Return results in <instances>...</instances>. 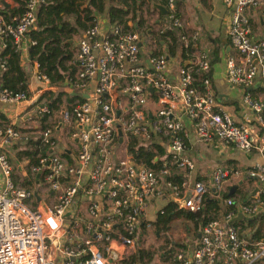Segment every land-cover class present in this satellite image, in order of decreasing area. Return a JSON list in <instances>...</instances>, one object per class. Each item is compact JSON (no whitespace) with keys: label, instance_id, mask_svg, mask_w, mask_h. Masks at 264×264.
I'll return each mask as SVG.
<instances>
[{"label":"built area","instance_id":"1","mask_svg":"<svg viewBox=\"0 0 264 264\" xmlns=\"http://www.w3.org/2000/svg\"><path fill=\"white\" fill-rule=\"evenodd\" d=\"M43 1L25 0L21 11L9 13L4 8L8 6L6 0H0V72L7 66L8 46L21 54L35 42L28 31L36 27V12ZM14 2L15 7L18 3ZM222 3L228 14L227 37L242 57L241 62L231 56L226 59L227 80L243 87L259 80L264 88V38L251 36L245 14L250 6L264 7V0ZM166 5L169 26L179 29L182 21L175 0H166ZM142 35L138 28H124L109 23L106 16L96 15L78 40L77 69L69 80L70 88L81 99L62 108L54 126L38 129L41 117L50 113L49 106L37 100L39 94L33 97L24 90L0 85V101L15 108L6 115L7 123L0 125V264H54L49 254L52 245L59 248L61 264H75L78 258H82L81 264H118L138 248L142 228L152 221L148 209L152 200L180 198L189 192L182 208L197 212L212 191L230 208L204 222L192 250H176L174 263L264 261V236L250 241L231 222L236 216V202L233 197H223L221 191L232 171L214 168L211 186L188 176H172L179 170L189 175L195 165L185 154L184 115L201 141L218 139L242 150L263 152L264 98L245 90L242 104L255 112L256 121L234 119L212 90L207 52L190 50L198 31L190 34L179 30L178 41L186 49L187 62L180 57L176 81L168 75L171 56L146 51ZM35 75L46 89L52 88L48 76L38 72L37 66ZM58 121L68 130L65 148L60 151L56 149ZM30 123L35 128L24 127ZM22 128L38 131L46 146L31 171L42 173L37 184L45 183L56 192L55 201L49 205L36 197L32 206L37 190L16 184L13 179L8 153L13 152L16 142L30 136ZM130 137L140 142L164 140L170 163L154 169L137 161L127 151ZM75 141L73 161H66L61 150L67 151ZM249 175L257 179L260 196L240 207L252 214L264 206V162L253 165ZM111 250L117 253L115 259L109 255Z\"/></svg>","mask_w":264,"mask_h":264},{"label":"crops","instance_id":"2","mask_svg":"<svg viewBox=\"0 0 264 264\" xmlns=\"http://www.w3.org/2000/svg\"><path fill=\"white\" fill-rule=\"evenodd\" d=\"M154 2L161 3L166 7V0L153 1V6L156 8L153 10L157 14L156 18L154 19V22L158 26L157 31L159 29L163 30L164 27L170 25L166 20L167 12L165 14L162 13L161 9L158 8L154 4ZM5 3L8 6H12L15 2L13 0H6ZM175 5L177 8V14L182 21V26L179 28V30L190 34L193 31L199 32L198 39L196 41V50H194H203L207 52V58L210 64V68L207 74L211 79V87L213 92L216 94L217 99L227 110L232 113L234 119L239 121L244 120L245 118H249L252 122L256 121L255 112L251 108L243 105L241 99L245 90H249L251 95L254 97L264 98V88H262V86L260 85L259 80L247 86L246 88L240 84H230L226 77V59L231 56L236 61L241 62L242 57L227 37L226 28L228 14L226 12L224 4L222 3V0H175ZM263 8V6L258 5L250 6L245 9V14L247 15L250 23L251 36L253 38H264V14L262 13ZM82 32L75 33L76 35H79L78 40L82 35ZM78 40L74 42V46L76 45V50ZM70 41H73V38ZM161 43V49L163 50L162 52L166 53L164 51V49H166V44L163 43V40H161ZM153 49L154 48L145 50L151 52V50ZM215 50L218 51V57L216 59L213 58ZM170 56L171 59L168 67V75L171 80L176 81L178 78L177 70L180 64L179 61H181L179 50L177 54ZM182 62H187V60L184 59L182 60ZM20 64L24 66L29 76L31 74L28 72V65H30L32 69L33 75L28 78L29 94L33 97L37 96L38 94L40 95L42 93V90H45L46 87L44 86L43 82L39 80L40 82L38 83L35 79L36 66L29 57L28 48L26 51L21 52ZM40 83L41 86H37ZM51 89L62 90L65 92L61 96L62 102L59 109L55 110L49 117L57 120L60 117L61 109L73 102L69 101V97L66 95V92H71L77 95V91L74 90L73 87L70 88L69 81H67L66 84L62 86H52ZM5 110L7 111V113L5 112ZM14 110L15 108L13 105L5 104L0 101V112L4 111L5 113H3L5 114V116H10ZM179 110L180 112H182L181 107L179 108ZM183 120L185 123L186 132V135L184 137L186 142L185 154L193 159L195 165L194 169L189 173V175L187 173L184 174L183 170H179L176 174H178L179 177L185 178L188 176L191 179L202 180L204 183H207L211 186V173L214 168L224 167L232 171V173H230L228 178L225 180L221 193H233L231 197H233L236 202V204L234 205V207L236 208V216L233 217V219L237 220L236 226L238 229L242 230L243 236H245L246 234L251 235L253 232H255V230H258L256 234L258 237L264 235V206L259 207L258 210L256 212H253L252 214L243 212L240 207L242 203H250L254 199H256V197L260 196L259 183L257 179L249 175V169L257 163L264 162V151L259 152L255 149L242 150L235 147L231 143L219 141L218 139H213L208 142L201 141L196 137L192 122H190L185 115L183 116ZM29 126L35 128L34 123H30L24 127L27 128ZM26 128L22 129L27 131L28 129ZM55 133L59 140L56 149L60 151V149L65 148V144L61 145L60 142L65 143L67 141L68 130L64 123L58 121ZM162 144H165L166 150L169 152L167 143H163L162 141ZM76 147V141L72 143L70 142V148H67L68 150L66 151L70 155L68 156L70 158L63 156V158L65 157L64 159L66 161L72 159L75 154L74 151L77 149ZM23 170L24 169H22V173ZM37 195L39 196V202H44L48 205L53 203L56 199V192L49 190L46 186H42L41 192H39ZM206 198H216L219 201V214L224 212V210H226L227 208L229 209V205L223 202L221 197L219 198L215 196L213 194V191L208 193L205 199ZM170 199V197L166 196L164 198L157 197L156 199L152 200L148 208L149 215L152 220L156 218L159 210L163 208V206L167 204ZM208 200L209 199H207V201ZM173 211L174 210H172L171 212L173 213ZM152 215L154 217H152ZM170 222H173V224L180 223V225L183 226L181 229H175L173 232L174 235L179 234L181 240H179V242H176L177 240L172 241L174 243H180L179 247H181L183 250L191 251L199 237L201 225L197 224L192 219L179 215L172 217ZM167 229H170L169 225L167 226ZM142 240L143 234L139 240V245ZM49 254L54 258V264L62 263V257L60 255L59 248L56 245L50 246ZM149 264H152V262L149 261Z\"/></svg>","mask_w":264,"mask_h":264},{"label":"trees","instance_id":"3","mask_svg":"<svg viewBox=\"0 0 264 264\" xmlns=\"http://www.w3.org/2000/svg\"><path fill=\"white\" fill-rule=\"evenodd\" d=\"M18 4L14 6H4L9 13L21 11L25 0H15ZM156 9L153 6L152 0H44L38 7L36 12V27L28 31V37L34 39L35 42L28 47V54L33 63L37 64V71L45 73L49 78L51 86H62L69 81L77 69L75 57V46L73 38L75 33H80L85 30L94 21L97 14L105 11V16L109 23H119L124 28H136L128 22L131 20L136 23L137 28L142 34H150V24H145L143 10L152 11ZM179 29L177 27L166 26L163 30H158L155 34L154 43L156 47L151 50V53L158 54L162 52L163 43L166 44L165 52L168 55L177 54L178 50L180 57L184 60L186 49L178 42ZM196 49V43L192 44L190 50ZM9 55L7 57V66L1 71V86L9 87L14 90H24L29 93L28 78L29 75L24 66L20 64V52L8 46L5 50ZM218 57V51H214V59ZM199 83V82H198ZM200 86V83L198 84ZM247 88V87H246ZM62 90L45 89L38 97V101L47 104L50 108V113L41 117L38 124V129L48 126L50 123L49 117L55 110H58L62 102ZM69 101L81 99L71 92H66ZM7 117L3 112H0V125L7 123ZM40 134L37 136H29L25 140L16 142L12 151L16 149V156L26 160L27 172L22 173V165L15 164L13 166L12 176L16 184L24 185L30 188H35L37 192H41L42 186L37 184L42 180V173L31 171V166L38 162V153L43 152L46 148L41 143ZM163 143L164 140H162ZM157 138L150 141L140 142L134 137L129 138L127 151L137 160L141 161L149 167L157 169L163 165H168L171 160L170 153L166 150L165 144ZM18 144H21L18 146ZM11 153H8V159ZM62 155L70 158L66 151H62ZM11 161V160H10ZM69 159V162H72ZM24 169V168H23ZM22 173V174H21ZM172 176L180 178L178 174L172 173ZM233 193H222L223 197H231ZM37 195L31 202L35 206ZM205 200V199H204ZM219 201L216 198L204 201V206L201 210L194 212L184 208H177L173 200H169L167 204L159 210L153 223L156 228L160 229L168 225L171 218L174 216H184L194 220L197 224L202 225L207 220L219 215ZM230 208V205H229ZM228 209V208H227ZM226 209V210H227ZM172 210L173 213L171 212ZM224 210V211H226ZM236 219L231 222L236 226ZM249 223V221H248ZM237 227V226H236ZM238 229V228H237ZM241 236L242 230L238 229ZM258 230H255L251 235H245L244 238L252 241L258 239ZM179 245V244H178ZM174 243L171 244L169 250H173ZM181 247H178V250ZM165 253V251H164ZM152 258L150 249L138 246L136 251L121 259L118 264H136L146 263ZM81 259L78 258L75 264H81Z\"/></svg>","mask_w":264,"mask_h":264},{"label":"rangeland","instance_id":"4","mask_svg":"<svg viewBox=\"0 0 264 264\" xmlns=\"http://www.w3.org/2000/svg\"><path fill=\"white\" fill-rule=\"evenodd\" d=\"M108 3H109V0H107V4ZM99 15L105 16V12L103 11L99 13ZM143 15L146 19L145 24H150V27L148 30L149 31L151 30L150 34H145L142 36L143 47L145 49L155 48L156 44L154 43V38L157 32L158 26L154 22V19L156 18L157 14L154 10L152 11L143 10ZM78 37L79 35H76V34L73 36V43L76 42V40H78ZM75 52H76V45H75ZM28 72L31 74L30 76L33 75L30 65H28ZM35 79L38 83L40 82L39 79L36 77V75H35ZM37 86H41V83ZM50 119H49L50 123L48 124V126H54V124L56 123L58 119L57 120L53 118H50ZM26 133L33 137L40 134L38 131H33V129L31 128H29V130H27ZM60 144L63 145L66 143L60 142ZM19 145L21 144H18V146ZM15 152H16V149H14V151L11 153V156H9L12 165L14 166L15 164L17 165L21 164L22 167L26 170V173L29 172V170H27L26 160L24 158H18ZM43 186H47V184L43 183ZM152 217L154 216L152 215ZM168 225L170 229L166 228ZM168 225H166L163 228L156 229V230L151 229L149 226L148 227L145 226L142 228L143 240L139 246L150 249L152 251V258L150 260L152 264H161V263L174 264L173 255L175 251L178 250V247H179L178 244L180 243H174L172 240H177L176 242H179V240L181 239L179 237V234L174 235L173 232L175 229H181L183 226H181L180 223L173 224V222H169ZM172 243H174V248L173 250H169L171 248ZM257 264H264V261H259Z\"/></svg>","mask_w":264,"mask_h":264},{"label":"water","instance_id":"5","mask_svg":"<svg viewBox=\"0 0 264 264\" xmlns=\"http://www.w3.org/2000/svg\"><path fill=\"white\" fill-rule=\"evenodd\" d=\"M154 4H155L158 8L161 9L162 13L165 14V13L167 12V8H166L163 4H161V3H156V2H154ZM128 23H129V24H133L134 27L137 28L136 23L132 22L131 20H130ZM140 43H141V42L139 41L138 44H140ZM149 89L152 90V87H149ZM82 95H85V93H82ZM118 134H119V140H121V131H120L119 128H118ZM35 194L37 195V193H35ZM188 195H189V192H187L186 195L183 196V197H180V198H174V197H172L171 199L174 200V201L177 203V208L180 209V208H182V203H183V201L187 199ZM37 198H39L38 195H37ZM207 199H210V198H206L205 200H207ZM109 255H110L111 258H116V257H117V253H116L114 250H111L110 253H109Z\"/></svg>","mask_w":264,"mask_h":264},{"label":"flooded vegetation","instance_id":"6","mask_svg":"<svg viewBox=\"0 0 264 264\" xmlns=\"http://www.w3.org/2000/svg\"><path fill=\"white\" fill-rule=\"evenodd\" d=\"M155 220V219H154ZM154 220H152L151 221V223H150V225H149V227L151 228V229H154V230H156L157 228H156V225H155V223H153L154 222ZM167 228V227H166Z\"/></svg>","mask_w":264,"mask_h":264}]
</instances>
